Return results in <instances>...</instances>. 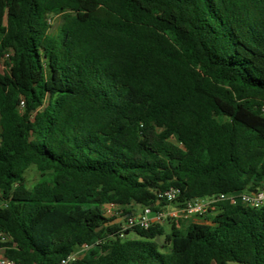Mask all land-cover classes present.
<instances>
[{
    "label": "trees",
    "instance_id": "1",
    "mask_svg": "<svg viewBox=\"0 0 264 264\" xmlns=\"http://www.w3.org/2000/svg\"><path fill=\"white\" fill-rule=\"evenodd\" d=\"M7 53L5 257L59 264L91 245L73 264H264V205L221 202L208 223L133 239L104 211L264 188V0H0Z\"/></svg>",
    "mask_w": 264,
    "mask_h": 264
},
{
    "label": "built area",
    "instance_id": "2",
    "mask_svg": "<svg viewBox=\"0 0 264 264\" xmlns=\"http://www.w3.org/2000/svg\"><path fill=\"white\" fill-rule=\"evenodd\" d=\"M10 53H7L3 58L4 66L3 71H8L9 66L6 64L9 61ZM24 101L20 103V109H23ZM180 195V190L171 188L167 191L159 193V196L168 200L169 205H166L160 210L154 211L149 207L142 209L139 214H129L123 216V209L118 205H108L104 208L105 215L116 217L122 222L120 237L126 236L130 230L135 228L148 229L153 224L164 223L168 219L193 221L202 218L203 220L207 215L217 211V205L221 202H229L232 205H243L252 208H259L264 205V188L255 190L253 192H239L229 194H219L210 197H203L192 199L185 204H173V202ZM202 223H208L206 220ZM1 237L4 235L0 234ZM103 243L99 240L96 244ZM92 246L84 245L75 252L62 259L59 264H73L74 261L81 258ZM0 264H18L17 262L8 259L4 254H0Z\"/></svg>",
    "mask_w": 264,
    "mask_h": 264
},
{
    "label": "rangeland",
    "instance_id": "3",
    "mask_svg": "<svg viewBox=\"0 0 264 264\" xmlns=\"http://www.w3.org/2000/svg\"><path fill=\"white\" fill-rule=\"evenodd\" d=\"M1 23L4 24L5 23V15L2 12V16H1ZM50 23H51V28H50V33L51 34H56L57 33V29L58 26L60 24V20L57 17L51 18L50 19ZM3 66H4V61L3 59L0 60V71H3ZM26 177V181L27 184L32 187L34 184H36V182L39 179V172L37 171V169L33 166L31 167L25 174ZM0 206H2V202L0 201ZM205 220V219H204ZM204 220L202 218H199L198 221L204 222ZM187 224V223H185ZM164 226L166 229V233H170L171 232V224L169 221H165L164 222ZM135 233L134 232H130L128 234V238L133 239L135 238ZM162 241H164V237L162 238ZM2 253V252H1Z\"/></svg>",
    "mask_w": 264,
    "mask_h": 264
},
{
    "label": "crops",
    "instance_id": "4",
    "mask_svg": "<svg viewBox=\"0 0 264 264\" xmlns=\"http://www.w3.org/2000/svg\"><path fill=\"white\" fill-rule=\"evenodd\" d=\"M134 209H135L137 214H139L142 211V208H139V207H135ZM192 222H194V223H202L201 221H198V220H193ZM0 254H4V251L0 250Z\"/></svg>",
    "mask_w": 264,
    "mask_h": 264
},
{
    "label": "water",
    "instance_id": "5",
    "mask_svg": "<svg viewBox=\"0 0 264 264\" xmlns=\"http://www.w3.org/2000/svg\"><path fill=\"white\" fill-rule=\"evenodd\" d=\"M119 222H121V220H120V219H117V220L115 221V223H119ZM157 242H160V239H159V237H157Z\"/></svg>",
    "mask_w": 264,
    "mask_h": 264
}]
</instances>
